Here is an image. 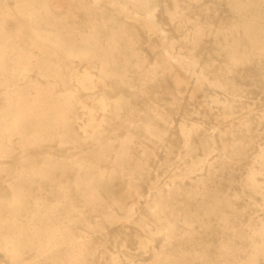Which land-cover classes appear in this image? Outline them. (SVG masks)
Segmentation results:
<instances>
[{
  "label": "bare ground",
  "instance_id": "6f19581e",
  "mask_svg": "<svg viewBox=\"0 0 264 264\" xmlns=\"http://www.w3.org/2000/svg\"><path fill=\"white\" fill-rule=\"evenodd\" d=\"M74 1L90 14L93 4L144 24L110 17L106 33L64 29L51 6L61 7L59 0H16L12 10L24 23L15 29L8 2L0 0V185L11 196L0 195V249L10 264H94L97 253L109 255L105 264H264V144L253 146V137L264 132V113L242 110L247 92L241 84V69L264 55V0H226L242 20L214 31L203 23L209 18L200 17L201 7H193L198 0ZM182 21L187 29L178 28ZM142 25L158 39L152 41ZM204 40L221 43L216 56L229 64L220 72L203 58ZM154 48L179 81L192 79L196 92L212 88L222 94L213 100L224 114L241 113L215 120L206 139L195 123L210 113L189 99L183 103L180 88L161 73L164 64L148 57ZM62 58L87 62L104 85H124L128 93L96 91L94 77L86 71L78 77ZM154 86L169 97L158 98ZM89 95L98 99V120L80 99ZM252 116H258L254 124ZM179 142L183 172L161 179L176 167ZM33 152L42 156L25 164ZM10 160L16 161L13 173ZM233 164L243 168L239 193L230 192ZM226 173L228 191L219 193L218 179ZM113 181L119 196L105 188ZM34 182L39 192L26 193L25 184ZM123 185L133 187L149 216L134 205L123 208ZM239 194L247 195V205H235ZM120 218L142 235L139 253L123 258L115 243L99 248L97 242ZM215 252L222 259L215 260Z\"/></svg>",
  "mask_w": 264,
  "mask_h": 264
},
{
  "label": "rangeland",
  "instance_id": "374dc122",
  "mask_svg": "<svg viewBox=\"0 0 264 264\" xmlns=\"http://www.w3.org/2000/svg\"><path fill=\"white\" fill-rule=\"evenodd\" d=\"M6 1L8 2V5H9L7 6L8 10L10 9L9 18L11 19L12 27H14L15 29L23 28L24 19L21 18L18 14H16L12 10L13 3L16 0H6ZM59 1L60 2L58 3H60L61 7H56L55 6L56 2H53L51 6L53 9H58L57 11H55L57 13L58 23H60L61 28L63 27L64 29H66L69 26H72V27L75 26V27H79V29L81 30L82 29L83 30L93 29L98 33H106L107 26L109 25L108 18L110 17L116 18L117 21L127 20L128 22L135 23L136 25H138L139 23L144 24L141 19L133 20L131 19V17H125L122 12H119L116 10L100 11L99 9H97L96 6L92 4V6H90L92 14H90L89 12L83 10L82 8H79L78 5L76 4V1L74 0H72L73 2L71 0H59ZM163 1L165 2L167 0H163ZM85 2L90 4V0H85ZM194 6L196 8L201 7L200 8L201 13L199 11L200 17L209 18L207 22H203V23L205 24L209 23L211 25V31L218 29V25L221 23H223L222 25H227L229 23L238 24L242 20L241 13L239 11L233 12L229 10L226 0H198L197 3L193 4V7ZM187 26H189V23L185 21H182L181 23L178 24L179 29H184V28L187 29ZM139 28H142L144 34L149 35V38L152 41H156L158 39L157 33L153 32V30L149 29L147 26L142 25ZM25 41L26 42L28 41L27 36L25 37ZM219 44L221 43L212 44L211 40H204L202 43V46L204 47L202 52L206 56V57L203 56V58H205L206 61H209L215 64L214 69H213L214 72H220V70L223 67L229 64L228 60L225 57H223L221 54H219V57L216 56L218 52L222 53V47ZM51 54L61 55L56 52H52ZM148 57L151 58V60L153 59V61H157L159 64H164V67L161 70V73L168 79V81H170L172 84L180 88L182 94L184 95V98L181 99L183 100V103L185 100L188 101L189 99L194 103V108L199 109L201 111L203 110L204 113L206 114L210 113L208 117L205 116L204 119H201L202 120L201 122L199 121L195 123V126L199 127V129L203 131L204 136L207 135L206 139L210 136L209 132L212 133L213 131L212 126H214L215 120H218V119L228 120L234 117V115L241 113V111L239 110L232 115L224 114L222 110L220 109L221 103L213 100V98L222 97V94L217 91H214L212 88L204 86L202 91L196 92V88L193 85L192 79L190 82L185 79L179 81V79L177 78L178 76L172 72V69L169 67L168 63L162 58L158 48H154L152 51L149 50ZM62 60L67 62L69 66L74 68L76 75L78 77H81L83 75V72L85 71L88 72L87 75L90 78L94 77L96 91H99L103 94H112L113 97L116 96L115 93H118V92L128 93L129 91V90L127 91L124 85H116L113 82H112L113 83L112 88L110 87V85L108 86L104 85L98 78H96L97 77L96 70L92 68L91 66H89V64L85 61L71 62L70 60L68 59L64 60L63 58ZM133 69L134 68H132L131 70V75H135L137 73V71L135 72L133 71ZM241 74L245 75V80L242 81L241 84H242V88H244L247 92L245 98H243V109L242 110H246L247 108H254V109L256 108L255 110L258 112V114L264 113V55L260 58L251 59L250 63L241 69ZM109 82L111 83V81ZM155 90H156L155 94L158 96V98L169 97L167 93L161 91L160 88L155 87ZM80 99L85 104L86 108H84V110L91 111V113L94 114L93 117L97 118L98 120L101 117V111L99 109L97 97L94 98L89 95V96H82ZM84 110L79 107L78 113L81 115V112ZM80 115L78 116V120L82 121L81 120L82 116ZM87 116H88L87 113L83 115V117H87ZM199 117H201V115H199L198 118ZM257 121H258V116L251 117V123L254 124ZM262 130L263 129L261 128V130L259 131L260 136L253 137V141H254L253 142L254 144L252 143L253 146L256 143L261 144V145L264 144V132ZM199 138H202V137L200 134L199 135L197 134L196 151L200 152L201 151L200 149L202 148L203 143L202 141H200ZM256 147L257 146L251 148L250 152L247 154L245 158L246 161L250 162L252 158V155H251L252 151H254ZM174 148H175L174 155L177 158L176 165H175L176 167L172 168L169 171H166V170L163 171L160 174V177H162L161 179H163V176L168 172H172V173L183 172V168H184L183 164L180 162L181 160L178 159L179 157L184 156L183 155L184 151H183L181 143L180 142L177 143ZM53 150L59 151L58 148H55ZM59 152H61V150ZM40 156H42L41 153L33 152L32 154H29L30 158L25 160L24 163L25 164L34 163L36 159L39 158ZM184 157L186 158V156ZM15 163L16 161L14 160H10V162L6 163L8 173H13V171L16 170ZM230 168L232 169L229 170V173L230 175H233V177L235 178V181H232L231 183L233 184V186L231 187L232 189L230 190V192L234 190L239 193L240 192L239 185L241 182H243V175L241 173L243 168L238 165H234V164L231 165ZM229 178L230 177L226 173L225 179L224 177H221L218 179L219 193H224L228 191V186L230 185L229 180H228ZM1 183L3 185H0V195L4 197L3 199L8 200L11 198V196L7 191L5 183L4 182H1ZM37 184L36 182L31 183V185H29L28 183L25 184L26 187L24 191L29 194L30 189L34 188L35 190L33 192L35 193L39 192V189H37ZM119 186L120 185H118L117 181H113L109 186L107 185L105 188L107 190L111 189L114 195L119 196L117 195L119 191V188H118ZM121 187L123 190L122 192L124 193L123 199H122L123 208L127 209L129 206L133 207L134 205V208L135 210H137L138 214L149 216V212L145 210V204L137 200L136 195L133 192V187L127 186V185H123ZM247 199H248L247 195L239 194L238 198L235 201V205L237 207L247 205L245 202L247 201ZM232 200H234L233 197H232ZM97 218H100V217H97ZM124 220L123 218H120L119 222H117V224L113 225L112 227L103 228L102 231L107 232L103 238L107 240H104L103 238L102 239L97 238L98 240L97 242L100 246L99 248H102L101 247L102 245L111 247L112 242L115 243L116 245L115 248L118 250L115 252L119 254L120 258H123L122 254H130V253H136V252L139 253V251L141 250L140 248L141 247L140 239L142 237L141 232L138 230L136 231L130 223L124 222ZM242 220H244L243 217H242ZM213 224L214 225L209 229V231L210 230L213 232L217 231V225L215 221H213ZM113 230H115V232ZM198 231L200 232V235H203V228L198 226ZM96 236L98 237V235ZM199 242L202 244L201 241ZM213 254H214L213 258H215V260L218 261L219 259H222L219 256V253L215 252ZM149 255H150V252L144 253V256H149ZM108 260H109V255H106V253L104 254L97 253L96 256L92 258V261H94V264H105ZM0 261H1L0 264H10L9 257L1 249H0ZM259 261L263 263L264 257L260 258ZM38 262L40 264L43 263V261L41 260Z\"/></svg>",
  "mask_w": 264,
  "mask_h": 264
}]
</instances>
